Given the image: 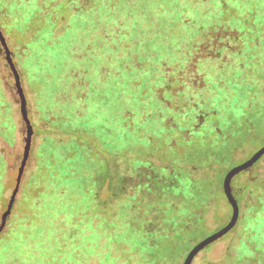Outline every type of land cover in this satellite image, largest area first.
I'll list each match as a JSON object with an SVG mask.
<instances>
[{
  "label": "trees",
  "instance_id": "16d2710c",
  "mask_svg": "<svg viewBox=\"0 0 264 264\" xmlns=\"http://www.w3.org/2000/svg\"><path fill=\"white\" fill-rule=\"evenodd\" d=\"M0 26L44 115L14 200L0 149V264H183L223 218L219 155L194 160L208 118L234 158L264 144V0H0ZM256 167L248 252L220 264H264Z\"/></svg>",
  "mask_w": 264,
  "mask_h": 264
},
{
  "label": "rangeland",
  "instance_id": "374dc122",
  "mask_svg": "<svg viewBox=\"0 0 264 264\" xmlns=\"http://www.w3.org/2000/svg\"><path fill=\"white\" fill-rule=\"evenodd\" d=\"M0 30L3 32L7 45L10 51L13 53V62H14V65L17 71L19 72L22 88H23L26 101H27L28 117L31 121V124L36 125L37 127H41L42 123L39 119H44V115L40 110V105L39 104L37 105V102H36L37 99H36L35 93L31 90L34 84L31 83V81H29L31 80L29 75H27V80H26L25 76L21 74L25 70L23 66H21L19 57L16 56L17 50H16L15 43L9 38V36L6 34L5 30L1 26H0ZM0 95L3 97L7 105L11 107L10 118L12 119L11 126L13 127V130L10 132L12 135L11 138L13 139L11 144H8L0 136V149L2 153L4 154V157L8 165L7 167L8 174L6 176L7 178L6 181H8L7 183L9 184L10 188H8L6 192V196L10 198L12 194L14 195V192H15L14 186L16 185L17 178L19 175V168H20V165L23 159L24 147L26 145L27 125L22 116L21 98H20V95L16 87L14 73L6 60V54H5V51H4V48L1 42H0ZM37 108L39 110V114H38ZM5 117L7 119H10L9 115ZM257 122H255V126L253 127V129L255 130L254 136H253L254 139H256V136L261 131L258 125L259 122L258 123ZM136 123H137V119L135 118V125ZM214 127H215V120L212 118H208L206 127L202 130L200 137L196 141L197 143H195V148H197L198 150L194 151L195 152L194 160L196 162H199L200 164H204L207 161L206 160L207 156H210L211 154L219 155V158L217 160V166H216L217 168L216 178L218 182H221L222 184L225 178L224 176L230 169L243 163L242 161H244L245 159L246 160L249 159L252 155L256 153L258 149L264 146V144H262V142H257L255 145L251 146L247 151H245L244 154H239L235 156L234 158L232 157L231 154L229 155L230 153L229 147L220 148L221 147L220 145H217V143L212 142L211 136L213 134ZM39 135L35 134L34 132L33 139H32V144H35V148L33 150L34 152L37 146L42 142L41 137H44L43 136L44 134H39ZM56 138H59V137H56ZM245 138L248 139V136L245 135ZM32 158H33L32 155H30V158L28 161L29 164L27 165L33 164ZM260 160L262 161L260 162L258 166L256 163L253 167H251V169H249L250 173L245 174L246 171L242 172L239 175L235 176L234 179L232 180L233 193L236 199L238 200L239 206L241 208L242 218H243V215L244 217L248 215L247 211L249 207L254 203V201L252 197V198H247L245 201L242 202L241 200L242 195L239 196L237 192L235 191V189L237 188L239 179H241V181H245L247 178H250L251 171H253L256 166L257 167L255 170L256 172H258L259 178L264 179V156ZM253 173H255V171ZM28 176H29V171L25 169V173L23 175L21 184L23 180L27 178ZM16 197L17 195L15 196V198ZM254 208L252 209L253 211H254ZM218 209H219L220 214L223 215L221 223H219V226L217 225L216 227V223L212 221L210 224V229L212 230L202 232V235L200 236L199 239H202L205 236L210 235L214 231H218L228 220H230L231 215H232V208L226 198L219 205ZM244 224H245L244 220H239L237 225L234 227V229H232V231H230L223 238L209 245L203 251H201V253L195 258L193 264H220V263H223L229 255L236 256L237 253L241 249H244L243 251L247 253L248 250L246 249H249V247L242 246V244L239 243V238H237V234H240L241 229ZM186 255L187 253H185L184 257ZM183 259L180 262V264H182Z\"/></svg>",
  "mask_w": 264,
  "mask_h": 264
},
{
  "label": "water",
  "instance_id": "95a60500",
  "mask_svg": "<svg viewBox=\"0 0 264 264\" xmlns=\"http://www.w3.org/2000/svg\"><path fill=\"white\" fill-rule=\"evenodd\" d=\"M0 42L4 48L5 54H6V60L8 64L10 65V68L12 69L16 81V87L18 90V93L21 98V112L24 121L26 122L27 125V136H26V145L24 147V154H23V159L19 168V175L17 178V186L14 192L13 199H15V196L17 195L19 191V186L21 184L23 175L25 173V169L27 167L30 155H31V149H32V139L34 135V130L33 126L31 124V121L28 117V112H27V101L26 97L22 88L21 80H20V75L19 72L17 71L14 62H13V53L10 51L6 39L3 35V32L0 30ZM264 156V147L259 149L254 155H252L249 159L244 161L243 163L233 167L231 170L228 171L226 174L224 181H223V190L224 194L232 208V215L229 220V222L220 230L214 232L213 234L209 235L205 239H203L201 242H199L195 247L192 248V250L188 253L187 257L185 258V261L183 264H193L195 258L203 251L206 247L209 245L215 243L216 241L220 240L223 238L226 234H228L234 227L237 225L239 217H240V206L235 198V195L233 193V188H232V180L234 179L235 176L239 175L242 172L248 171L253 167L262 157ZM6 220L3 221L1 227H0V232L4 229L5 227Z\"/></svg>",
  "mask_w": 264,
  "mask_h": 264
}]
</instances>
